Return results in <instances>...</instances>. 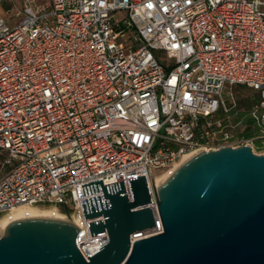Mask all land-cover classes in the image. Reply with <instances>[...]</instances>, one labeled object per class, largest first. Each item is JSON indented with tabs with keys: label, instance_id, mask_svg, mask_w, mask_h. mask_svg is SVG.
Returning <instances> with one entry per match:
<instances>
[{
	"label": "built area",
	"instance_id": "2783aa9c",
	"mask_svg": "<svg viewBox=\"0 0 264 264\" xmlns=\"http://www.w3.org/2000/svg\"><path fill=\"white\" fill-rule=\"evenodd\" d=\"M237 85L260 95L264 148V0H0V215L56 208L88 260L108 232L91 235L104 216L81 203L103 190L81 184L123 180L131 200L128 178L144 174L155 224L130 241L159 233L156 173L201 149H253L228 122Z\"/></svg>",
	"mask_w": 264,
	"mask_h": 264
},
{
	"label": "water",
	"instance_id": "95a60500",
	"mask_svg": "<svg viewBox=\"0 0 264 264\" xmlns=\"http://www.w3.org/2000/svg\"><path fill=\"white\" fill-rule=\"evenodd\" d=\"M82 183L83 193L103 190L81 203L91 235L108 239L86 260L75 243L77 226L54 217H26L0 234V264H264V153L249 144L201 149L177 167L154 197L162 231L130 234L155 224L144 174Z\"/></svg>",
	"mask_w": 264,
	"mask_h": 264
},
{
	"label": "bare ground",
	"instance_id": "6f19581e",
	"mask_svg": "<svg viewBox=\"0 0 264 264\" xmlns=\"http://www.w3.org/2000/svg\"><path fill=\"white\" fill-rule=\"evenodd\" d=\"M198 151L185 154L180 160H178L173 166L167 169L163 174L157 175L156 173L153 177V184L155 186H159L177 167H179L184 161H186ZM26 217H54L59 219H66L60 211H58L52 206L40 208L37 206L20 205L18 207L13 208L11 211L5 213L4 215L0 216V234L3 233L6 225L11 221Z\"/></svg>",
	"mask_w": 264,
	"mask_h": 264
},
{
	"label": "rangeland",
	"instance_id": "374dc122",
	"mask_svg": "<svg viewBox=\"0 0 264 264\" xmlns=\"http://www.w3.org/2000/svg\"><path fill=\"white\" fill-rule=\"evenodd\" d=\"M18 6H19V4L17 3L11 7V13H10V15L7 16V19H6L7 23L9 25H13L15 23V21H17L19 18V17H12L13 13L17 10ZM153 52L159 58L165 59L163 52H161L159 50H153ZM235 90H236L235 91L236 92L235 93L236 98L238 100V108H237V111L229 117L228 122L233 125V127L231 129L234 133H241L245 127V123H244V116H242V117L239 116V112L244 111V112H246V114H248V113H247V109L240 103V99H251L253 95H255V94L258 95L259 93L256 90L246 88V87L235 88ZM259 97H260V95H259ZM215 116H222V112L219 111V112L215 113ZM253 150L256 153H264V148L257 149L255 147L254 142H253ZM1 160H2V155H0V174L4 171V169L1 165ZM167 169H169V168H166V169L158 172L157 175L163 174ZM37 207L46 208L48 206L38 205ZM2 215H4V214H1L0 216H2Z\"/></svg>",
	"mask_w": 264,
	"mask_h": 264
},
{
	"label": "trees",
	"instance_id": "16d2710c",
	"mask_svg": "<svg viewBox=\"0 0 264 264\" xmlns=\"http://www.w3.org/2000/svg\"><path fill=\"white\" fill-rule=\"evenodd\" d=\"M245 87L244 85H237L236 88H243ZM248 88V87H246ZM259 100V94H255L252 96L251 99H240V103L247 109V113L244 111L239 112V116H244V123H245V127L243 129V131L241 132V134L246 137V138H253V142L255 143V147L257 149H261L262 145L260 142V139L258 138L259 135V129L258 127L255 125L253 118L251 117V115L249 114V110L252 106L253 103L257 102ZM247 115V116H246Z\"/></svg>",
	"mask_w": 264,
	"mask_h": 264
}]
</instances>
